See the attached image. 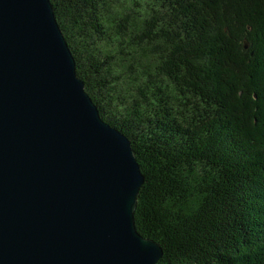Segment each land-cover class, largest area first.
I'll return each mask as SVG.
<instances>
[{"label": "trees", "instance_id": "obj_1", "mask_svg": "<svg viewBox=\"0 0 264 264\" xmlns=\"http://www.w3.org/2000/svg\"><path fill=\"white\" fill-rule=\"evenodd\" d=\"M144 176L156 264H264V0H49Z\"/></svg>", "mask_w": 264, "mask_h": 264}, {"label": "water", "instance_id": "obj_2", "mask_svg": "<svg viewBox=\"0 0 264 264\" xmlns=\"http://www.w3.org/2000/svg\"><path fill=\"white\" fill-rule=\"evenodd\" d=\"M143 182L49 0H0V264H156L134 221Z\"/></svg>", "mask_w": 264, "mask_h": 264}]
</instances>
